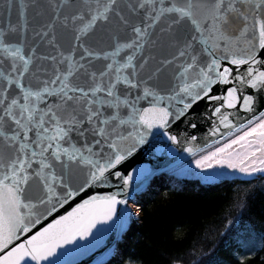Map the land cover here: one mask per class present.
<instances>
[{"label": "snow or ice", "instance_id": "6c2138e0", "mask_svg": "<svg viewBox=\"0 0 264 264\" xmlns=\"http://www.w3.org/2000/svg\"><path fill=\"white\" fill-rule=\"evenodd\" d=\"M237 172L264 176V0H0V264H76L136 177ZM225 237L264 250L243 214Z\"/></svg>", "mask_w": 264, "mask_h": 264}, {"label": "trees", "instance_id": "16d2710c", "mask_svg": "<svg viewBox=\"0 0 264 264\" xmlns=\"http://www.w3.org/2000/svg\"><path fill=\"white\" fill-rule=\"evenodd\" d=\"M129 207L124 238L103 264H264V250L246 255L225 243L229 219H243L264 231V176L225 178L211 184L160 177Z\"/></svg>", "mask_w": 264, "mask_h": 264}, {"label": "water", "instance_id": "95a60500", "mask_svg": "<svg viewBox=\"0 0 264 264\" xmlns=\"http://www.w3.org/2000/svg\"><path fill=\"white\" fill-rule=\"evenodd\" d=\"M189 119L192 122L198 124V128L201 131L197 132L196 130L191 129L188 124L181 125V132L187 131L190 134H197L198 137L201 135H206L208 131V127L210 126L207 123L206 113L204 111L198 110L190 114ZM167 174H160L152 178V180L148 183H144L138 177L134 178L133 181V189L135 191L130 192L129 202L138 194L147 190L152 182L160 176H164ZM107 187L96 188L90 190L87 194H81L83 199H87L88 195H93L99 192L100 194H104L107 191ZM115 191V188L111 189ZM81 198L77 197L74 201H70L69 204L65 205L63 208H60L58 212L53 213L52 216H46L41 220V224L37 225L33 232L38 231L41 226H47L48 223H51L54 218H58L60 215L66 214L67 211H71L73 207L76 206L77 203H80ZM126 212L127 205H118L117 206V216L114 218V221L109 225H106L105 228L107 231L104 234L90 237L87 241H79L78 243L84 245V247L80 250L79 254L75 257L76 264H92L93 258H95V264H102L103 261L111 254V252L117 247L118 242L122 239L121 237L124 235V227L126 220Z\"/></svg>", "mask_w": 264, "mask_h": 264}, {"label": "rangeland", "instance_id": "374dc122", "mask_svg": "<svg viewBox=\"0 0 264 264\" xmlns=\"http://www.w3.org/2000/svg\"><path fill=\"white\" fill-rule=\"evenodd\" d=\"M218 171H226V172H228V173H231L233 170H231V169H223V170H220V169H217ZM208 172L209 173H211V172H213V170H211V169H209L208 170ZM236 176H238V177H249V176H247V175H244V174H240V173H236L235 174ZM174 176H176V175H174ZM234 175H229V176H227V177H224V178H220V179H218V180H216L215 182H218V181H220V180H222V179H225V178H231V177H233ZM177 178H179V179H181V178H185V179H193V180H196V181H198V182H200V183H202V184H211V183H205V182H203V181H201L198 177H196V176H176ZM215 182H212V183H215ZM130 213H132V214H134L135 216L138 214L137 213V209L135 208V207H130Z\"/></svg>", "mask_w": 264, "mask_h": 264}]
</instances>
